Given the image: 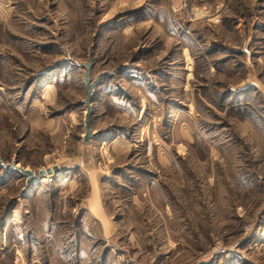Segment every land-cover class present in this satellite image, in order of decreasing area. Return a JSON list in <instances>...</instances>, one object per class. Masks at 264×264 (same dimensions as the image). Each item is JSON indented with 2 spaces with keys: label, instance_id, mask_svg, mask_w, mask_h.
<instances>
[{
  "label": "rangeland",
  "instance_id": "rangeland-1",
  "mask_svg": "<svg viewBox=\"0 0 264 264\" xmlns=\"http://www.w3.org/2000/svg\"><path fill=\"white\" fill-rule=\"evenodd\" d=\"M0 160V264H264V0H0Z\"/></svg>",
  "mask_w": 264,
  "mask_h": 264
},
{
  "label": "water",
  "instance_id": "water-1",
  "mask_svg": "<svg viewBox=\"0 0 264 264\" xmlns=\"http://www.w3.org/2000/svg\"><path fill=\"white\" fill-rule=\"evenodd\" d=\"M91 64L92 63L90 59H88L87 61L81 64L84 67L82 80H83V83L85 85V90H86V95L84 99L82 100L85 106L84 119H83L84 131L82 134V140L85 143H88L91 138L95 137L99 133V130L92 131L90 127V116L92 113L91 98H92V95L95 89V85L99 81V75H96L93 79H91V76H90ZM0 163L4 168L15 170L24 176V185L22 188L23 190L28 188V186L31 184V182L35 179L36 176H39V177L46 176V178L50 180L52 179L53 175L60 170V166L58 164H52L51 166L40 168L36 172L30 168L19 165L14 160L8 163L0 160Z\"/></svg>",
  "mask_w": 264,
  "mask_h": 264
},
{
  "label": "built area",
  "instance_id": "built-area-1",
  "mask_svg": "<svg viewBox=\"0 0 264 264\" xmlns=\"http://www.w3.org/2000/svg\"><path fill=\"white\" fill-rule=\"evenodd\" d=\"M185 6V3L178 6H171L173 14L170 21L172 26L179 30H185L186 22L192 21L195 18V12L188 10Z\"/></svg>",
  "mask_w": 264,
  "mask_h": 264
},
{
  "label": "crops",
  "instance_id": "crops-1",
  "mask_svg": "<svg viewBox=\"0 0 264 264\" xmlns=\"http://www.w3.org/2000/svg\"><path fill=\"white\" fill-rule=\"evenodd\" d=\"M176 3L180 2V0H174Z\"/></svg>",
  "mask_w": 264,
  "mask_h": 264
}]
</instances>
